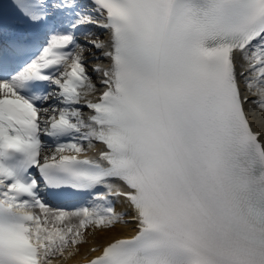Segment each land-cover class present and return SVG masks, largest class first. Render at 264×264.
Listing matches in <instances>:
<instances>
[{"label":"snow or ice","instance_id":"obj_1","mask_svg":"<svg viewBox=\"0 0 264 264\" xmlns=\"http://www.w3.org/2000/svg\"><path fill=\"white\" fill-rule=\"evenodd\" d=\"M257 112L264 0H0V264H264Z\"/></svg>","mask_w":264,"mask_h":264},{"label":"bare ground","instance_id":"obj_2","mask_svg":"<svg viewBox=\"0 0 264 264\" xmlns=\"http://www.w3.org/2000/svg\"><path fill=\"white\" fill-rule=\"evenodd\" d=\"M126 209V205L122 204V203H117L116 204V210L117 211H123ZM130 232H134L130 226H119L116 230H114L113 233L111 234H98L96 239L98 240L99 243H104L106 242L103 237L105 235H119V236H127ZM81 260V257H76L75 259H70L68 260L66 263L68 264H76Z\"/></svg>","mask_w":264,"mask_h":264}]
</instances>
